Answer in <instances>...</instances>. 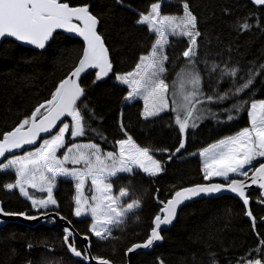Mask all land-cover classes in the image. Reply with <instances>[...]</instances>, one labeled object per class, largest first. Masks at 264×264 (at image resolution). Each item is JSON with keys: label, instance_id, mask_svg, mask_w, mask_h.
<instances>
[{"label": "trees", "instance_id": "trees-1", "mask_svg": "<svg viewBox=\"0 0 264 264\" xmlns=\"http://www.w3.org/2000/svg\"><path fill=\"white\" fill-rule=\"evenodd\" d=\"M69 2L72 5L89 4L90 11L98 17V32L104 39L113 65L106 80L93 83L95 70L81 78L80 85L85 95L77 102L91 129L102 133L108 142L100 140L90 131H86L84 137L75 139L80 143L91 140L100 144L103 150L113 151L114 141L124 138L118 128V121L122 119L126 131L136 143L148 147L162 161L164 171L149 177L135 170L132 175L119 174L118 178L112 179L115 193L120 187H129L130 195L124 199V203L139 198L142 206L130 213L123 225L113 228L109 239L98 240L90 235V218L79 219L73 214V197L76 193L74 182L70 179L56 180L53 196L58 207L47 212L58 211L71 221L80 234L89 235L94 257L110 260L114 264H127L126 250L147 238L153 218L160 208L158 201H166L172 192L181 187L207 182L203 178L198 151L248 126L246 111L242 110L235 120L226 121L222 109L229 108L237 100L264 99V6H256L250 0H187L190 10L197 16L201 32L197 38V69L203 78L204 93L214 94L209 84L219 76V68L226 63L242 69L239 76H244L249 69L257 75L250 90L220 103L205 104V108L217 114L216 118L211 116L197 129H189L185 148L168 160V155L178 146L177 131L171 121L172 113L169 111L160 114L159 118L145 120L139 114L143 102L124 100L127 86L114 79L116 73L132 71L140 55H146L150 50L155 35L136 21L138 14L146 12L156 0ZM182 2L161 0V13L182 15ZM245 19L250 27L241 31L237 25ZM186 47V40L171 42V49L167 51L169 78L184 65V58L180 54ZM81 48V40L63 32H56L43 50L24 46L10 38L1 42L0 133L11 130L20 120L29 116L37 105L50 99L59 81L78 62ZM213 63L219 68L215 73H210L208 69ZM230 86L231 78L221 80L219 85L212 84L216 88L215 94L224 92ZM84 103L95 113V118L90 121L82 108ZM72 141L75 142L70 140L68 133L66 145ZM163 149L169 151L163 152ZM254 166L258 164L254 163ZM14 180V172H0V200L4 211L25 212L27 215L41 213L32 208L31 202L19 190L3 187ZM248 197L250 210L255 217V229L251 219L244 214L246 209L240 200L231 196L201 199L184 206L175 225L162 232L163 242L149 253L137 254L134 264H158L161 260L163 264H213V260L215 264H239L241 258H264L252 251L258 246L264 250V245L260 244L264 240V221L261 220L264 217V203L260 202L264 200L262 190H253ZM74 239L75 246L83 252L84 246L76 237ZM0 264H81V261L74 259L67 251L63 242V229L49 220L35 228L20 223L1 226Z\"/></svg>", "mask_w": 264, "mask_h": 264}, {"label": "snow or ice", "instance_id": "snow-or-ice-1", "mask_svg": "<svg viewBox=\"0 0 264 264\" xmlns=\"http://www.w3.org/2000/svg\"><path fill=\"white\" fill-rule=\"evenodd\" d=\"M252 3L264 6V0H252ZM181 7L182 15L162 14L161 0H156L146 12L138 14L136 23L145 25L155 35V40L148 53L140 55L132 71L116 73L114 76L116 82L127 86L124 100L131 101L137 97L143 99V108L139 114L145 120L159 118L161 113H172L171 121L177 131L178 146L168 155V160L185 148L187 131L196 128L205 112L216 118L217 114L205 108V104L220 103L250 90L257 75L249 69L244 76H239L242 69L237 66L226 63L219 68L213 63L208 70L215 73L219 68V76L209 84L214 94L206 95L203 91V78L197 69V38L201 36L198 19L190 10L187 0H183ZM98 23V17L90 11L88 3L72 5L69 0H0V38L11 37L38 49H44L58 29L82 38L78 62L59 81L50 99L37 105L29 116L20 120L11 130L0 133V157H5L4 162L0 163V172L14 171V182L6 183L3 187L7 190L18 189L22 196L31 201L32 208L40 210L44 216H47L49 206L58 207L53 196L57 178L70 179L74 182L76 193L73 197V214L76 217L90 215L89 234L98 240H106L112 237L113 228L123 225L126 217L142 206L139 198L123 203L130 195L129 187H120L114 194L110 181L118 178L120 173L132 175L134 170L155 177L164 169L162 161L157 160L148 147H141L129 135L122 119L118 121V128L124 138L114 141L113 151H105L100 144L91 140L66 145V133L75 139L84 137L86 131L95 133L100 140L108 142L102 133L91 129L81 108L77 107V102L85 95L78 83L81 74L88 69L95 70V83L107 77L113 68L109 50L97 30ZM237 27L243 31L250 25L245 19ZM169 35L187 38V47L180 54L185 63L176 73L177 79L173 80L171 95L169 84L162 78L166 72L164 63L168 60L164 48L168 44ZM205 64L207 68L206 61ZM225 78H231V86L224 92L215 94L216 88L212 84L219 85ZM82 108L89 121L95 118L94 111L87 103L82 104ZM242 110L247 113V127L198 151L202 158L203 178L209 180L211 177H221L225 182L181 187L172 192L166 201H158L160 208L153 218L147 238L142 243L132 244L126 252L147 249L161 241V226L172 224L178 207L185 201L202 195L213 196L223 192L235 194L242 200L246 209L244 214L251 219L255 229V217L248 208L246 188L258 185L260 189H264V162H259L264 159V99L237 100L229 108L222 109V113L225 114L226 121H233ZM68 118L70 123L65 122ZM42 133L48 138L41 137ZM25 145L31 146L32 150L23 151L22 155L11 154L12 150H22ZM61 150L62 155H58ZM6 153L9 154L7 157ZM254 162L258 166H254ZM86 185L91 192L90 198L84 195ZM29 187L46 192V197L33 198L27 190ZM260 202L264 203V200ZM0 214L26 216L25 212L6 213L2 207ZM55 214L59 216L58 211ZM27 218L36 219L31 216ZM261 220L264 221V217ZM68 223L71 224V221ZM63 242L72 256L80 258L81 264L90 259L87 247L82 252L75 246L73 232L68 227L63 228ZM260 244L264 245V240ZM252 251L264 257V250L259 246ZM91 259L97 260L98 264H111L107 259ZM158 264H163V261H158ZM239 264H264V258H241Z\"/></svg>", "mask_w": 264, "mask_h": 264}, {"label": "water", "instance_id": "water-1", "mask_svg": "<svg viewBox=\"0 0 264 264\" xmlns=\"http://www.w3.org/2000/svg\"><path fill=\"white\" fill-rule=\"evenodd\" d=\"M252 2V0H250ZM254 4V3H253ZM255 5V4H254ZM258 6V5H256ZM99 28V23L97 25V30ZM56 32H63L65 33L66 35L72 37V38H76V39H79L82 41V38L76 36L75 34L73 33H68L66 32L65 30H61V29H58L56 30ZM54 32V34L56 33ZM53 34V35H54ZM10 39H14V38H11L9 37ZM53 38V37H52ZM46 43V46L45 48L47 47V45L50 43L51 39ZM4 40V38H0V44L1 42ZM24 46H27V47H30V48H34V49H38V48H35V46H32V45H28V44H25V43H22V42H18ZM107 47V46H106ZM38 50H43V49H38ZM109 58H110V55H109ZM111 60V59H110ZM91 71H94L93 69H88L86 70L85 73H82L81 76L78 78V83L80 84V80L83 76H85L87 73L91 72ZM111 73V72H110ZM109 73V75H110ZM109 75L107 77H104L102 78L101 80H106ZM81 86V85H80ZM64 119V118H62ZM66 121V120H65ZM59 124V122H57ZM58 130V128L56 129ZM41 137L43 138H48L47 136H45L43 133L41 134ZM36 146L38 147L39 144L37 143ZM32 149L31 146H23V149L22 150H12V153L11 154H14V155H18V154H21L23 153V151H27V150H30ZM9 154H5V156L7 157ZM4 159L5 157H0V163L4 162ZM264 162V161H263ZM251 175V174H250ZM236 178H239V177H236ZM206 183H224V182H220V181H211V182H206ZM247 183V182H246ZM257 189H260L258 185H249V187L246 188V195L248 196V194L253 191V190H257ZM262 190V196H263V199H264V189H260ZM221 196H231V197H234L238 200H240L242 202V200L236 196L235 194L233 193H230V192H223V193H218V194H215L213 196H200V197H195L193 198L192 200L190 201H185L181 206L178 207V210H177V215H176V218L174 219V221L172 222V224L170 225H167V226H161V229H160V234L162 236V232L164 231H167L169 230L170 228H172L176 221H177V218H178V215H179V212L180 210L192 203V202H195V201H198V200H201V199H208V198H218V197H221ZM0 207L3 208L2 206V202L0 200ZM248 208L250 209V199H249V205H248ZM6 212V211H4ZM57 211H49L47 212V216H44L42 215L41 213H37L35 215H27L26 216H19V215H3V214H0V227L1 226H4L5 224L7 223H20V224H23V225H27V226H30L32 228H35L36 226H38L39 224H43V223H47L49 220L52 221V223H55L56 225H58L60 228H65V227H68L70 229V231L73 232V236L76 237L78 239V241L84 246V248L87 247V252H88V255L90 257V259L87 261V262H84L86 264H98V261L95 260V259H91L93 256L92 254V251H91V240H90V236L89 235H83V234H80L75 228L74 226L71 224L68 223V219L64 218L60 213H59V216H57L55 213ZM8 213V212H6ZM28 216H31V217H36V219H28L27 217ZM63 218V219H62ZM249 218V217H248ZM85 236H87V239H85ZM163 242V239L161 241H157L154 243V245L150 248H147V249H136L134 250L133 252H127V264H134V259H135V256L139 253H149L151 252L158 244H161ZM72 256V255H71ZM74 259L80 261V258H76L74 256H72ZM110 261V260H109ZM111 262V261H110ZM111 264H114L113 262H111Z\"/></svg>", "mask_w": 264, "mask_h": 264}, {"label": "rangeland", "instance_id": "rangeland-1", "mask_svg": "<svg viewBox=\"0 0 264 264\" xmlns=\"http://www.w3.org/2000/svg\"><path fill=\"white\" fill-rule=\"evenodd\" d=\"M186 40L187 41V38H184V37H177V36H172V35H169V37H168V44L165 46V48H164V54L165 55H167L168 56V53H167V51L168 50H170L171 48V42L172 41H174V40ZM167 62H168V60L167 61H165V63H164V67H165V69H166V72L164 73V75L162 76V78L165 80V82L166 83H168L169 84V95H171V90H172V87H173V80L174 79H177V77H176V75H173L171 78H169V76H168V74H167ZM137 100H141L142 102H143V99L142 98H140V97H137V98H135V99H133V100H131V102H133V101H137ZM162 114V113H161ZM211 117V115H209L207 112H205L204 113V115H203V117L197 122V126H196V128L195 129H197V127L198 126H200L206 119H209ZM65 122H69L70 123V120L69 121H65ZM67 136H68V133H66L65 134V140H66V138H67ZM69 137H70V135H69ZM70 140H76V139H74V138H71L70 137ZM73 142V141H72ZM73 143H80V142H77V140L75 141V142H73ZM85 143H87V142H85ZM94 143V142H93ZM32 149H30V150H27V151H31ZM63 153V152H62ZM62 153H60V151L57 153L58 155H62ZM23 153H21V154H18V155H22ZM151 154H152V152H151ZM155 157V156H154ZM156 158V157H155ZM157 159V158H156ZM157 160H159V159H157ZM201 160H202V158H201ZM264 159H260V161H263ZM255 163V162H254ZM69 167H71V165H68ZM135 171V170H134ZM9 172H14V171H11V170H9ZM120 174H127V173H120ZM119 175V174H118ZM58 178H62V179H67V178H63V177H58ZM57 178V179H58ZM218 180H221V181H224V179L223 178H221V177H211V178H209V180H206L207 182H211V181H218ZM112 181V180H111ZM110 181V182H111ZM225 182V181H224ZM55 188H56V186H55ZM55 188L53 189V192L55 191ZM18 190V189H17ZM28 190V192H29V195H31V196H33V198H35V199H43L44 197H46V195H47V193L46 192H41V191H39V190H37V189H32V188H28L27 189ZM113 193L115 194V191H114V188H113ZM84 195L85 196H87V197H89L90 198V196H91V192L89 191V189H88V186L86 185L85 186V189H84ZM24 197V196H23ZM26 198V197H25ZM27 199V198H26ZM30 201V200H29ZM31 202V201H30ZM123 203H124V200L122 201ZM53 208H55V206H49V209H47V210H50V209H53ZM35 211H40V210H38V209H34ZM84 217H88V218H90V220H91V216L90 215H85V216H81V217H77V218H84ZM95 237V236H94Z\"/></svg>", "mask_w": 264, "mask_h": 264}]
</instances>
